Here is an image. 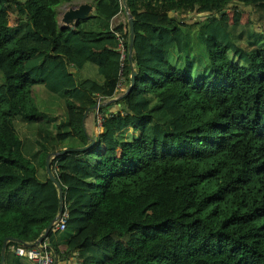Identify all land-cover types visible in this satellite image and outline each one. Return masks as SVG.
I'll use <instances>...</instances> for the list:
<instances>
[{
    "label": "trees",
    "instance_id": "16d2710c",
    "mask_svg": "<svg viewBox=\"0 0 264 264\" xmlns=\"http://www.w3.org/2000/svg\"><path fill=\"white\" fill-rule=\"evenodd\" d=\"M69 1L0 0V250L44 231L46 155L86 144L84 111L136 65L95 143L50 160L68 213L42 240L55 264H264V0H126L131 59L121 0H88L73 28L56 17ZM20 241L3 264H28Z\"/></svg>",
    "mask_w": 264,
    "mask_h": 264
},
{
    "label": "water",
    "instance_id": "95a60500",
    "mask_svg": "<svg viewBox=\"0 0 264 264\" xmlns=\"http://www.w3.org/2000/svg\"><path fill=\"white\" fill-rule=\"evenodd\" d=\"M121 3H122V7L124 8V10L127 13V24H128V33H129L127 52H128V58L131 59L133 56L132 44H133V36H134V16L130 12L129 7L126 3V0H121ZM93 10H94L93 4L88 0L79 2L77 4H70L69 6H67L64 9V11L62 13L61 26L68 25L71 28H73L79 19H83V18L93 16L94 15ZM221 11H223V10H221ZM136 73H137L136 65H133L131 70H130L129 83L126 86L125 90L123 92H121V94H119L117 96H112L106 100L105 99L97 100L95 103H93L91 106H89L84 111L83 116H82V125H83L84 129H85V118H86L89 110H91V109L97 110L100 105L108 103L110 101H114V100L120 98L121 96L125 95L132 88V86L135 82ZM85 131H86V129H85ZM95 140H96L95 135H93V136L88 135V141L86 142V144H84L82 146H64L58 150L48 152V154L45 157V169H46L48 177L57 186V194H58V200H59L58 210H57L55 216L48 222V224L44 228V231L41 232L40 235L35 240H33V241H20L19 238H16L14 236H11V235L6 236L3 240L1 250H0V263L1 264H3V262H4L5 248H6V244H7L8 240H18L27 246L38 245L40 242H42V240L45 237L48 230L52 229L54 222L56 221V219L61 214V212L64 208V196H63L62 185H61L60 181L56 178L53 170L51 169V166H50L51 158L53 156H55L56 154H63V153L68 152V151L86 150L95 143Z\"/></svg>",
    "mask_w": 264,
    "mask_h": 264
},
{
    "label": "built area",
    "instance_id": "2783aa9c",
    "mask_svg": "<svg viewBox=\"0 0 264 264\" xmlns=\"http://www.w3.org/2000/svg\"><path fill=\"white\" fill-rule=\"evenodd\" d=\"M112 25V22H111ZM114 27V26H113ZM116 35L119 40L117 49L121 52V58L125 55V46L123 44L124 37L120 35L116 30ZM121 82L117 84V88L121 87ZM99 100V98H98ZM100 125V117L98 118ZM68 213L65 208H63L61 214L58 216L56 221L53 224L52 229H63L65 227L66 219ZM45 242H40L38 245L27 246L24 244L12 246L14 252L17 255L24 256L28 259L34 260L37 264H55L56 255L47 247Z\"/></svg>",
    "mask_w": 264,
    "mask_h": 264
},
{
    "label": "rangeland",
    "instance_id": "374dc122",
    "mask_svg": "<svg viewBox=\"0 0 264 264\" xmlns=\"http://www.w3.org/2000/svg\"><path fill=\"white\" fill-rule=\"evenodd\" d=\"M82 1H85V0H71L69 2H62V3L58 4L57 5V10H58L57 18H58L59 24L62 23L61 16H62V13H63L64 9L67 6H69L70 4H77V3L82 2ZM232 6H233V4H229V6L226 7L223 10V11H225V16L226 17L227 16L229 17V14H231V7ZM243 8H248V6H244ZM248 15H249L248 12H244V14H243V20H245L248 17ZM198 16H201V15L199 13H193V14L191 13V14H189L188 18H184L183 20H187V19L196 20ZM160 20L161 21H165L166 20V14L165 13H161L160 14ZM111 22H112V26H119V27L125 29V26H126V23H127V13H126V11L125 10L124 11L123 10L122 11H119L116 15H114L112 17ZM42 24L44 26L45 25V22H43ZM50 31L51 30H46V33H50ZM120 85H121V87L117 88V91L114 94V96H117V95L121 94V92H123L125 90L126 87H124L122 85V83ZM9 86H10V84H8V86H7V83H6V85L4 86L5 91H8L10 89ZM87 116H89V118L91 120V124L93 126H95V130L96 131L99 130V127H100L99 120H98L99 114H98L97 110H95V109L89 110Z\"/></svg>",
    "mask_w": 264,
    "mask_h": 264
},
{
    "label": "crops",
    "instance_id": "0c3cea01",
    "mask_svg": "<svg viewBox=\"0 0 264 264\" xmlns=\"http://www.w3.org/2000/svg\"><path fill=\"white\" fill-rule=\"evenodd\" d=\"M57 14H58V10H57ZM57 22H58V18H57ZM58 24H59V22H58ZM59 25L61 26V23ZM45 30H50V29L48 27H45ZM57 50L64 53L65 48H64V46L59 45ZM110 102H113V101H110ZM115 108H116V106H112V109H115ZM85 129H86V133L88 135H90V136L91 135L92 136L93 135L96 136L101 131L100 127H99V130H97V131L95 130V126H93L91 124V120H90L89 116H86V119H85ZM25 262L28 263V264H37L34 260H31V259H28V258H25ZM62 263H64V261H60L59 264H62ZM68 264H76V261L74 259H71L70 262H68Z\"/></svg>",
    "mask_w": 264,
    "mask_h": 264
}]
</instances>
